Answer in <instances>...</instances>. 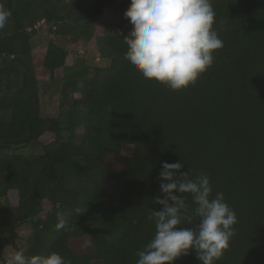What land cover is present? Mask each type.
<instances>
[{
  "label": "trees",
  "instance_id": "trees-1",
  "mask_svg": "<svg viewBox=\"0 0 264 264\" xmlns=\"http://www.w3.org/2000/svg\"><path fill=\"white\" fill-rule=\"evenodd\" d=\"M129 2L105 12L107 0H0L11 12L0 29V222L9 233L30 225L26 256L136 264L155 233L147 217L162 210L154 203L163 198L161 164L180 162L190 178L207 174L211 197L223 193L236 213L235 235L215 264H264V0H212L224 46L180 91L144 80L124 59ZM45 24L66 48L51 41L37 59L31 40ZM81 43L106 64L73 69L68 49ZM40 71L60 74L66 117L42 116ZM48 137L38 154L21 153ZM181 195L188 209L180 226L194 227L192 197ZM85 238L90 250L77 253ZM8 240L0 235V264L20 251ZM174 264L200 261L190 249Z\"/></svg>",
  "mask_w": 264,
  "mask_h": 264
},
{
  "label": "clouds",
  "instance_id": "clouds-1",
  "mask_svg": "<svg viewBox=\"0 0 264 264\" xmlns=\"http://www.w3.org/2000/svg\"><path fill=\"white\" fill-rule=\"evenodd\" d=\"M124 17L131 30L123 39L127 45L124 59L134 71L149 82L172 91L194 85L222 49L223 40L214 30L215 11L212 0H130ZM11 12L0 3V29L5 28ZM180 162H163L158 180L163 198L154 203L162 210L147 217L155 225V233L142 250L137 251L136 264H174L193 250L200 264H215L235 235L238 222L235 211L226 203L223 193L213 191L207 174L190 178L181 173ZM179 173V175H178ZM177 193L178 195L174 194ZM190 194L198 218L194 227L180 226L188 209ZM191 221V217L188 218ZM65 227L58 217L55 230ZM9 264H67L57 252L26 256L16 251Z\"/></svg>",
  "mask_w": 264,
  "mask_h": 264
},
{
  "label": "rangeland",
  "instance_id": "rangeland-1",
  "mask_svg": "<svg viewBox=\"0 0 264 264\" xmlns=\"http://www.w3.org/2000/svg\"><path fill=\"white\" fill-rule=\"evenodd\" d=\"M123 0H107V8L111 9L115 7L117 2ZM115 26L111 25L107 28V32L109 34L115 33ZM50 26L45 24L44 27H38L37 34L34 38H32V48L34 51V55L37 59L40 57V53L43 49L49 44V42L53 41L58 45L66 48V42L63 38L55 36L54 34L49 32ZM53 30V29H52ZM69 55L72 57L73 61L71 66L75 70H79L86 67H93V66H104L106 63L101 60L98 55L97 50L95 47H89L84 45L83 43L73 46L72 48L68 49ZM62 80L60 78V74H56L53 79H50L49 74L40 71L39 74V96H40V104H41V114L44 117H59L62 115L66 117L69 112V101L62 102L60 97V89ZM80 133L81 130H78ZM51 137L41 140L36 144L24 149L21 153L25 155H36L40 152L42 145L45 142H48ZM14 196L11 198L13 200ZM10 200L7 199L5 202L8 204ZM45 211L48 210V205H44ZM31 233L30 225H23L18 228L11 229L9 233V229L4 226L0 222V235L2 238L6 236L9 237L7 245L9 247L12 246L13 243L17 246L20 251H24L26 249V239ZM90 238H85L77 242L75 247V251L77 253H83L90 250Z\"/></svg>",
  "mask_w": 264,
  "mask_h": 264
}]
</instances>
